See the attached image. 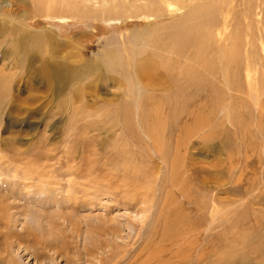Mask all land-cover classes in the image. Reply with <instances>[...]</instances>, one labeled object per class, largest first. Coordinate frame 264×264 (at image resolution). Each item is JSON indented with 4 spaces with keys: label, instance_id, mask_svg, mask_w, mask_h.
Here are the masks:
<instances>
[{
    "label": "rangeland",
    "instance_id": "obj_1",
    "mask_svg": "<svg viewBox=\"0 0 264 264\" xmlns=\"http://www.w3.org/2000/svg\"><path fill=\"white\" fill-rule=\"evenodd\" d=\"M183 1L0 0V264H264V0Z\"/></svg>",
    "mask_w": 264,
    "mask_h": 264
},
{
    "label": "bare ground",
    "instance_id": "obj_2",
    "mask_svg": "<svg viewBox=\"0 0 264 264\" xmlns=\"http://www.w3.org/2000/svg\"><path fill=\"white\" fill-rule=\"evenodd\" d=\"M56 1H63V0H49V3L48 4H51L52 2H55L56 3ZM165 1V0H164ZM181 2H184L183 0H180ZM191 1V0H190ZM205 1V0H204ZM192 2V1H191ZM190 2V3H191ZM217 2H218V0H207L205 3L203 2V1H199V0H194V4H198L197 6H195V5H193V3H191V5H190V9L189 10H187L188 12H187V15L184 17L183 16V18H189V17H191L192 19H195L194 21H197V19H196V14H200L202 11H204V13H203V18H202V20L200 21V22H198L197 24H195L196 25V27L198 28V29H200V25H199V23H201V22H203V21H206L208 24H216V19L214 18V17H212V15L213 14H215L216 15V13H214L215 12V10H216V12H217ZM227 2V1H226ZM180 3V2H179ZM185 3V2H184ZM203 3H204V5H203ZM179 5V4H178ZM193 6H195L194 8H193ZM185 6L183 5V8H184ZM220 7V6H219ZM225 8V7H224ZM195 9H196V11H195ZM220 11V10H219ZM190 12V13H189ZM185 13V12H184ZM219 13V12H218ZM221 15V14H220ZM54 17V16H53ZM55 17H57V18H63V16H55ZM215 17H217V16H215ZM218 18V17H217ZM225 18H226V16H225ZM190 19V18H189ZM225 20V19H224ZM228 20V19H227ZM229 21V20H228ZM196 23V22H195ZM228 23V22H227ZM174 24V23H173ZM202 25V24H201ZM210 28V27H209ZM212 29V28H211ZM146 30V29H145ZM138 31V30H137ZM193 31V30H192ZM215 31V28L213 29V32ZM148 32V31H147ZM191 32V31H190ZM200 32V31H199ZM44 33V32H43ZM42 33V34H43ZM138 33H139V31L138 32H133L132 34H131V36L129 37V38H131L132 40L133 39H135L136 37H138L137 35H138ZM189 33V32H188ZM45 34V33H44ZM200 34H202V33H200ZM206 34V33H205ZM192 35V34H191ZM39 36V35H38ZM44 36V35H43ZM42 36V37H43ZM155 36V35H154ZM45 37L46 38H51L52 36H50L49 34H45ZM140 37V36H139ZM159 37V36H158ZM203 37V36H202ZM208 37V36H207ZM39 38V37H38ZM157 38V37H156ZM189 39V38H188ZM190 39H192V38H190ZM190 39H189V41H190ZM195 39H197L196 38V36H195ZM199 39V38H198ZM162 40V39H161ZM140 41V40H139ZM163 41V40H162ZM173 41V40H172ZM188 41V40H187ZM189 41L187 42V43H189ZM192 41V40H191ZM197 41V40H196ZM195 41V42H196ZM136 42V41H135ZM183 43V42H182ZM198 43V42H197ZM186 44V43H185ZM184 44V45H185ZM137 45V44H136ZM182 45V44H181ZM134 46V45H133ZM175 46V45H174ZM179 46V45H178ZM186 46V45H185ZM136 47V46H135ZM180 47V46H179ZM187 47V46H186ZM134 48V47H133ZM108 55V54H107ZM223 55V54H222ZM117 56V55H116ZM110 57V56H109ZM222 57V56H221ZM111 58V57H110ZM118 58V57H117ZM108 59V58H107ZM115 59V58H114ZM112 60V59H111ZM110 60V61H111ZM116 60V59H115ZM109 61V60H108ZM109 63V62H108ZM110 63H112V62H110ZM113 63H115L114 61H113ZM117 63V62H116ZM108 66H109V64H108ZM114 69V68H113ZM115 70V69H114ZM142 71H144L145 72V70H142ZM147 72V71H146ZM145 72V73H146ZM137 74V73H136ZM132 75H134V74H132ZM134 77V76H133ZM138 79V78H137ZM138 81V80H137ZM140 94V93H139ZM137 105V104H136ZM139 105V104H138ZM137 109H138V107H137ZM140 127V126H139ZM142 131V130H141ZM146 137V136H145ZM151 137H152V141H153V145H154V148H156L158 151H159V148L160 149H162L163 150V146H162V148H161V138H160V135H158V133H154V134H152L151 135ZM147 138V137H146ZM148 139V138H147ZM157 151V152H158ZM177 156V155H176ZM129 163V162H128ZM120 167V166H119ZM46 175H48L47 173H45ZM28 178V177H27ZM46 178V177H45ZM29 179V181H30V178H28ZM57 182V181H56ZM59 182V181H58ZM43 183V182H42ZM47 183V182H46ZM47 185V184H46ZM48 186H49V182H48ZM118 186V185H117ZM42 187V186H41ZM57 187V186H56ZM59 187V186H58ZM43 188V187H42ZM41 188V189H42ZM169 228V227H168ZM167 237V236H166Z\"/></svg>",
    "mask_w": 264,
    "mask_h": 264
}]
</instances>
